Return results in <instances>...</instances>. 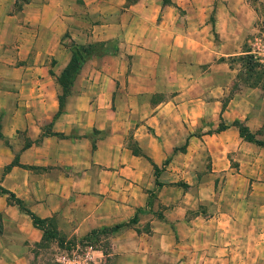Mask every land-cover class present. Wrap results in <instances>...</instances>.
<instances>
[{
	"label": "crops",
	"instance_id": "obj_1",
	"mask_svg": "<svg viewBox=\"0 0 264 264\" xmlns=\"http://www.w3.org/2000/svg\"><path fill=\"white\" fill-rule=\"evenodd\" d=\"M13 3L0 0V186L65 235L123 225L97 251L110 264L177 263L193 240V264H264V147L231 125L264 143V98L223 101L231 70L163 0H31L11 15ZM65 35L118 46L83 63L59 113ZM0 214V264H33L43 232L3 196Z\"/></svg>",
	"mask_w": 264,
	"mask_h": 264
},
{
	"label": "rangeland",
	"instance_id": "obj_2",
	"mask_svg": "<svg viewBox=\"0 0 264 264\" xmlns=\"http://www.w3.org/2000/svg\"><path fill=\"white\" fill-rule=\"evenodd\" d=\"M175 1L176 2L170 1V4L174 7L176 14L180 19L185 21L188 26H193L192 38L201 41L204 46H208V50L217 52L219 55L217 62L225 63L231 70L230 74L232 75V81L229 84V90L223 98V101L227 102L236 93L241 91L249 94L251 90H256L254 94L261 95L264 98V0ZM17 6L20 7V3H16L14 0L8 13L11 15L18 14L24 8L23 6V8L18 9ZM23 26L25 27V25ZM21 42H24V38L16 34L13 42H10L8 46L12 44V48H14L12 50H19ZM73 42L74 41L69 40L67 37L61 40V44L67 47H70ZM82 46H90L91 51L94 52H102V50L113 51L117 48L118 42L117 40L93 42ZM192 49L195 50V47ZM237 50L242 51L243 54L237 55ZM244 54L251 56L252 60L257 64L258 67L254 69L255 72H262L263 74L259 85H249L251 81H248L246 77V72H248L247 66L240 60V58H242L240 56ZM21 63L22 62H19V64ZM61 95L62 91L59 97ZM259 108L261 109V113L264 114V107L259 106ZM243 125L246 126L245 124ZM48 131L49 130H47L45 134H49ZM255 140L257 139L255 138ZM38 141L39 140H37V142ZM129 147H131V151L135 153L139 150L132 141L129 142ZM15 160H19L18 155H15L11 163ZM156 169L159 173L160 170L158 168ZM3 197L7 198V196ZM153 197L154 194L149 197V204L153 202ZM200 213L206 214V210H204L203 207H199L189 212L188 215L189 217H195L199 216ZM216 213L218 214L215 209H212L211 214ZM158 215L161 216V214ZM0 224L2 227L1 214ZM55 224L54 218L47 219L46 223L43 224V230L41 231L45 233L44 240L37 248L33 249V252L37 255L33 264H110L107 262L110 258L105 261L103 257L97 255V251H102L104 256L108 255L109 238L112 237L114 232L102 233V231H100L93 234L91 231L82 237H75L65 235L63 232L60 233ZM130 224L133 223L129 222L127 225ZM1 229H3V227ZM194 241L195 240H193L189 246L183 243L181 247H178L177 263H175L173 259L170 261L166 258L154 264H193L188 258L192 261H196L200 253V250L197 251V243ZM197 241L199 242L200 240L197 239ZM113 264L117 263L114 262Z\"/></svg>",
	"mask_w": 264,
	"mask_h": 264
},
{
	"label": "trees",
	"instance_id": "obj_3",
	"mask_svg": "<svg viewBox=\"0 0 264 264\" xmlns=\"http://www.w3.org/2000/svg\"><path fill=\"white\" fill-rule=\"evenodd\" d=\"M16 3H20V7L17 6L18 9L23 8V6H25L26 4H28L31 0H15ZM136 0H127V4L133 3ZM164 3H169V0H163ZM19 11V10H18ZM65 37H67L65 35ZM82 46L76 43H72V45L69 47L70 51H71V60L69 62V64L67 65V67L61 72V74L57 77V82L61 88L62 91V95L59 97L58 96V103H59V113L64 109V105H65V100L67 95L70 93L71 91V87L73 84V81L76 77V75L78 74V72L80 71L83 63L90 57L96 56V57H100L104 54H115L117 52V48L114 49L113 51L110 50H102V52H98V51H91V47L89 46ZM242 58H240L241 62L244 63V65L246 64L247 66V70L248 72H246V77L248 81L250 82V86H254V85H259L262 79V72H255V68L258 67L257 64L252 60L251 56H248L246 54H244L243 56H240ZM232 126L237 127V129L239 130V134L240 137L243 138L245 141L251 142V143H255L258 146L264 147V143L258 140H255L254 136L250 133L249 129L244 126L242 123H240L239 121H235L231 124ZM228 127V125L223 124L222 122L219 124L218 128L215 131H209V133H218L224 129H226ZM0 131H1V125H0ZM2 137L1 132H0V138ZM181 149H184L183 147ZM135 155H140L139 150H137V153L133 152ZM13 166H19L21 167L20 164H18V160H15L13 163H11L10 165H8L7 167H5V171L4 173L8 172ZM155 175L158 176V170L155 168ZM0 195L1 196H7L6 201L7 204L9 205H14L17 206L18 209L23 212L24 214H26L27 216H29V218L31 219V222L33 224V226H35L36 228H39L40 230L42 229V226L44 223H46L47 219H40L38 218L36 215H34L31 211H29L27 209V207L25 206L24 202L17 198L13 193L9 192L8 190L2 188L0 186ZM136 222V216L130 221V223H135ZM123 225H116L112 228H102L99 231L98 230H92L91 233H98L100 231H102V233H113L115 231H117L120 227H122ZM1 224H0V234L2 232L1 229ZM44 231H43V238L42 241L44 240Z\"/></svg>",
	"mask_w": 264,
	"mask_h": 264
}]
</instances>
